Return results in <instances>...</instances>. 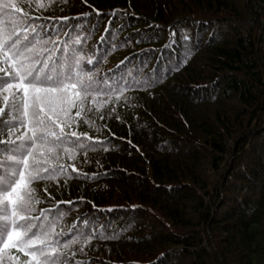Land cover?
<instances>
[{"label": "trees", "instance_id": "16d2710c", "mask_svg": "<svg viewBox=\"0 0 264 264\" xmlns=\"http://www.w3.org/2000/svg\"><path fill=\"white\" fill-rule=\"evenodd\" d=\"M14 25L40 33L36 51L67 49L71 131L87 134L38 150L48 172L27 186L30 214L50 209L64 234L54 264H264V0H4L0 31ZM11 104L0 95V139L29 134ZM10 155L0 146V190L19 177ZM10 227L0 219V237Z\"/></svg>", "mask_w": 264, "mask_h": 264}, {"label": "snow or ice", "instance_id": "6c2138e0", "mask_svg": "<svg viewBox=\"0 0 264 264\" xmlns=\"http://www.w3.org/2000/svg\"><path fill=\"white\" fill-rule=\"evenodd\" d=\"M3 3L4 0H0V4ZM4 6L10 7L7 4ZM95 14L102 15L99 12ZM90 15L91 13H85L82 16L60 17L51 21L48 27L41 26V29L45 36H56L59 30L58 26L68 27L70 19L79 21ZM112 15H115V11ZM18 27L19 25H14L7 31H0V62L8 64L11 69L10 72L4 70L0 75V95H3L5 101L11 99L10 106L14 110L17 108V100H19L22 120L17 123L22 125L29 134L21 133L15 140H12L10 137L13 132L10 130L8 132L9 139H0V146L10 147L16 153V155H10L8 160L17 166L19 173L18 178H15V173H12L14 182L7 190H0V205L3 206L0 209L3 212L0 219L11 225L6 230V238L0 237L2 240L0 253L16 247L18 251H23L24 256L27 257L23 264H54L56 257L46 249L52 247L56 240L64 234L49 232V224L53 221L45 217L44 213L51 211L50 209H41L40 216L30 214L34 211L33 197L28 194L27 186L48 172L44 168L47 161L42 159L45 152L38 150L44 149L48 145L57 147L72 137L80 140L86 138L87 134L81 135L71 131L73 120L68 116V112L71 107H77V115H79L80 110L74 98L69 97V84L65 83L66 80L72 78V62L67 55L61 56L59 53L66 52L67 49L61 45L59 40L54 39L50 47L36 51L33 38L39 36L40 33L35 28L29 32L30 25L24 26L19 31ZM108 30L106 25L105 31ZM187 39L185 37V40ZM76 43H80V41ZM97 43L99 45L100 41ZM76 63L79 64V58L76 59ZM121 63L123 64L124 61ZM87 64L93 65L94 61L88 60ZM119 67L120 65H117V68ZM172 70L168 69L165 75ZM158 79L159 77L150 83L154 84L158 82ZM86 84L87 86H85ZM124 86L131 87L132 84L125 83ZM79 87L86 96L88 88L91 87V81L81 82ZM72 89L75 92L76 85H72ZM4 112L5 108L0 106V115ZM26 145L30 146L26 148ZM51 152L52 147H47V153ZM59 171H64L63 166ZM78 202L84 201L81 199L80 201L57 202V208L64 203L72 205ZM93 208H95L94 205ZM107 211H112V209H107ZM30 236L35 239H29ZM52 237H55V240ZM36 241L39 246L33 247Z\"/></svg>", "mask_w": 264, "mask_h": 264}]
</instances>
